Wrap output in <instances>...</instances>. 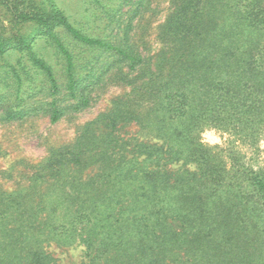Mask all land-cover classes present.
Returning <instances> with one entry per match:
<instances>
[{
    "label": "trees",
    "instance_id": "16d2710c",
    "mask_svg": "<svg viewBox=\"0 0 264 264\" xmlns=\"http://www.w3.org/2000/svg\"><path fill=\"white\" fill-rule=\"evenodd\" d=\"M150 1L139 0L136 15ZM173 1L159 26L162 46L150 53L128 31L116 42L85 33L61 11L32 14L20 9L27 0L8 5L19 21H36L65 59L61 88L78 100L70 110L88 107L86 89L107 75L130 92L26 184L0 187V264H60L51 248L75 243L85 246L82 264H247L263 256L264 166L202 134L264 136V0ZM58 26L81 47L113 52L116 65L97 75L89 63L88 75H78ZM10 46L30 49L32 40H1L0 54ZM33 60L58 93L51 67ZM2 103L0 122L26 113ZM48 105L53 122L69 110L56 98ZM131 123L150 138L127 137Z\"/></svg>",
    "mask_w": 264,
    "mask_h": 264
},
{
    "label": "rangeland",
    "instance_id": "374dc122",
    "mask_svg": "<svg viewBox=\"0 0 264 264\" xmlns=\"http://www.w3.org/2000/svg\"><path fill=\"white\" fill-rule=\"evenodd\" d=\"M16 0H0V41L23 36L32 40L30 49L19 50L13 46L7 47L0 54V101L2 106L12 104L20 109L26 108V113L15 119H5L0 122V187L9 191L18 185L27 183L30 176L40 165L59 148L72 144L83 127L94 121L100 115L113 109L115 101L130 92V87L121 85L118 80L106 76L101 84L90 85L86 89L91 98L90 105L79 112L70 110V106L78 100L65 97L62 88L67 80L65 59L51 45L43 29L34 20H21L8 5H14ZM22 1V0H20ZM124 4L123 0H27L21 2L20 9L30 13L37 11H61L69 21L93 37L122 40L124 31L129 32L139 47L145 53L155 52L162 46L158 40L159 26L164 23L170 12L175 8L173 0H151L149 7L136 15L139 0ZM110 13L116 16L111 17ZM62 26L57 27V33L62 36L75 56L78 75H88L89 63L95 66L94 73L98 75L117 63L113 52L100 48L81 47ZM122 45H125L123 43ZM36 55V56H34ZM34 57L43 59L51 67L57 80V88L40 66L35 65ZM88 59L90 61H88ZM133 72L132 74H135ZM94 79L95 76L91 77ZM88 83V82H87ZM57 99L62 108H69L58 121L53 122L49 103ZM69 105V106H68ZM68 106V107H67ZM127 137L149 139V135L135 123L125 127ZM204 141L210 145L227 146L240 150L244 161L255 168L264 166V136L255 141H236L227 133L217 129H209L202 134ZM230 139V141H229ZM238 146V147H237ZM264 230V218L260 222ZM264 240V232L261 233ZM264 246V242H263ZM51 250L60 264H82L88 262L84 245L73 244L68 247H52ZM247 264H264L263 256L253 257Z\"/></svg>",
    "mask_w": 264,
    "mask_h": 264
}]
</instances>
